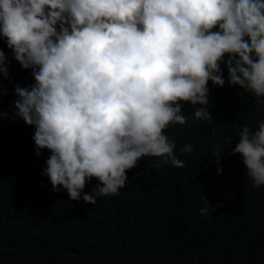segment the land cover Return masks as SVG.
<instances>
[{
	"label": "clouds",
	"instance_id": "obj_1",
	"mask_svg": "<svg viewBox=\"0 0 264 264\" xmlns=\"http://www.w3.org/2000/svg\"><path fill=\"white\" fill-rule=\"evenodd\" d=\"M0 38L34 80L15 85L14 118L35 129L36 156L50 152L41 175L72 201L116 194L143 157L183 167L163 131L186 123L178 101L200 106L194 119L213 121L207 85H225V54L228 84L264 105V0H0ZM9 66L0 50L5 80ZM238 140L231 154L259 188L264 121L256 131L244 125ZM213 211L206 200L200 215Z\"/></svg>",
	"mask_w": 264,
	"mask_h": 264
},
{
	"label": "trees",
	"instance_id": "obj_2",
	"mask_svg": "<svg viewBox=\"0 0 264 264\" xmlns=\"http://www.w3.org/2000/svg\"><path fill=\"white\" fill-rule=\"evenodd\" d=\"M0 50L10 61V78L0 76V264H264V185L254 187L240 154H231L244 125L258 130L264 105L228 84L230 54L218 62L225 85H207L213 121L194 119L200 106L178 101L188 119L163 131L184 166L143 157L126 170L122 189L90 205L54 193L41 175L50 152L37 157L35 129L13 115L14 87L33 83L31 70H22L4 38ZM185 144L194 151L183 152ZM205 199L215 209L207 217Z\"/></svg>",
	"mask_w": 264,
	"mask_h": 264
}]
</instances>
